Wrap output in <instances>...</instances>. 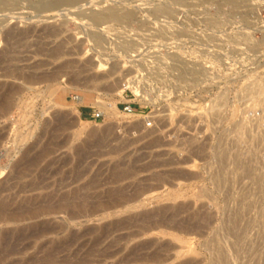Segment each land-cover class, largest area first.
Returning <instances> with one entry per match:
<instances>
[{
  "label": "rangeland",
  "instance_id": "obj_1",
  "mask_svg": "<svg viewBox=\"0 0 264 264\" xmlns=\"http://www.w3.org/2000/svg\"><path fill=\"white\" fill-rule=\"evenodd\" d=\"M241 1L0 11V53L35 76H0L20 88L0 113V264H264V8ZM110 7L134 16L75 17Z\"/></svg>",
  "mask_w": 264,
  "mask_h": 264
},
{
  "label": "bare ground",
  "instance_id": "obj_2",
  "mask_svg": "<svg viewBox=\"0 0 264 264\" xmlns=\"http://www.w3.org/2000/svg\"><path fill=\"white\" fill-rule=\"evenodd\" d=\"M20 0H0V11L1 13H4L2 11H5L6 10L8 11L10 9V6L11 4L13 3H18ZM24 1V0H23ZM29 3V5L33 8H35V10H38L39 12L41 13H45L47 11H52V10H58L57 12L55 11H52V12H55V13H59V9H63V10H67L70 8H75V7H78L80 8V2L84 1V0H25ZM221 1V0H220ZM223 1H229V0H222ZM232 1V0H231ZM234 1V0H233ZM236 1V0H235ZM243 1V0H242ZM241 1V2H242ZM245 1V0H244ZM235 3V2H234ZM238 3V2H237ZM240 3V2H239ZM238 3V4H239ZM82 4V3H81ZM68 11V10H67ZM124 11V10H123ZM62 12V11H61ZM7 13V12H6ZM155 13L158 15V14H162V13H169V10H167L166 8H156L155 9ZM74 14V13H73ZM133 12L132 11H125L124 14L122 16H119L117 13H116V9L114 7H110L106 10H100V11H91L89 13H82V12H77L75 13V17H78L79 19H86L87 23L88 24H95L97 26H102L104 24H107L108 26H113L115 24H118V23H121V22H124V21H128L130 20L131 18H133ZM86 23V24H87ZM1 24V22H0ZM10 29V28H9ZM96 29V28H95ZM59 30V29H58ZM32 31H30L31 33ZM48 32V31H47ZM51 32V31H50ZM28 32H17L15 30H11L9 31L7 34H10V39H26L27 34ZM59 33V32H58ZM6 34V35H7ZM90 34V38L92 37L96 43H99L103 37L98 34V33H89ZM48 35V34H47ZM26 37V38H24ZM16 40V41H17ZM12 41V40H11ZM14 41V42H16ZM22 41V40H21ZM20 40L18 41L21 42ZM16 44V43H15ZM48 44V43H47ZM63 47V46H62ZM58 48V47H57ZM60 50V48H59ZM59 50L56 49L55 51L53 50V53H59ZM64 50V49H63ZM12 51V50H11ZM10 49L9 50H3L1 53H0V64L2 61L6 60V61H10L8 62V64H6L5 66L3 65V67L0 68V76L1 77H7V78H18L19 76H21L22 73H19L18 71V67L15 68L13 67L12 65H10L11 61L13 60V56L11 55L13 53H11ZM28 58V57H27ZM18 60V59H17ZM5 61V63H6ZM15 61V60H14ZM13 62V61H12ZM20 63V62H19ZM4 64V62L2 63ZM185 64V63H184ZM92 65V64H91ZM179 65V64H178ZM67 66V65H66ZM84 66V65H83ZM102 63H100L98 65V69H100L102 67ZM68 67V66H67ZM62 68H63V65H62ZM83 70V69H82ZM89 70V69H88ZM22 71V70H21ZM194 71L196 70H193L191 72V76H193L194 74ZM83 72V71H82ZM188 75L190 76V73L186 70H183L180 77L181 78H186L188 77ZM22 77L25 78L26 80H33L35 78V76L28 74L27 75H24L22 74ZM43 77V76H42ZM100 76H97V75H91L90 77L88 76V81H94V80H97L99 79ZM102 77V76H101ZM39 78V77H38ZM86 78V79H87ZM76 79V78H75ZM134 83H137V82H134ZM133 82L129 81L127 82V86H125V88L127 89H135L136 91V86ZM125 84V82H124ZM120 86V85H119ZM20 92V88L18 86H9L7 87L4 91H2V88L0 89V113H2V115L4 113H8V111L12 108L13 106V103H14V99H15V95L18 94ZM75 101L79 104H81L83 102V98H80V97H75ZM99 107L101 109V111L106 114V115H113V112H115L117 110L116 107L114 106H108V105H105L104 103H101L99 104ZM111 107V109H109ZM112 110V111H111ZM107 117V116H106ZM59 119V118H58ZM61 121V120H60ZM64 121V119H63ZM63 126V125H62ZM96 138V137H95ZM98 138V137H97ZM96 138V139H97ZM100 138V137H99ZM98 140V139H97ZM95 141V140H94ZM96 142V141H95ZM98 144V143H97ZM91 184V183H90ZM6 207V206H5ZM16 211V210H15ZM6 212V211H4ZM215 263V261H214ZM220 263V261H219ZM224 264V263H223Z\"/></svg>",
  "mask_w": 264,
  "mask_h": 264
},
{
  "label": "built area",
  "instance_id": "obj_3",
  "mask_svg": "<svg viewBox=\"0 0 264 264\" xmlns=\"http://www.w3.org/2000/svg\"><path fill=\"white\" fill-rule=\"evenodd\" d=\"M255 1V5L256 8H264V0H254ZM125 110L127 111H131V107H126ZM263 111L262 110H253L250 111V116L253 117L254 119H259L262 117ZM96 118H100L101 114L100 113H96L95 114ZM264 131V128L262 129ZM264 136V135H263ZM262 158L264 159V149L262 151Z\"/></svg>",
  "mask_w": 264,
  "mask_h": 264
}]
</instances>
